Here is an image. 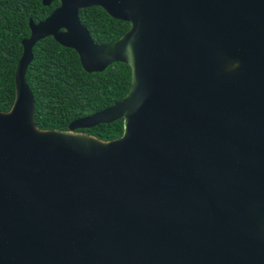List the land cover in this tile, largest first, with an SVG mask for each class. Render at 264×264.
Segmentation results:
<instances>
[{
	"label": "water",
	"instance_id": "water-1",
	"mask_svg": "<svg viewBox=\"0 0 264 264\" xmlns=\"http://www.w3.org/2000/svg\"><path fill=\"white\" fill-rule=\"evenodd\" d=\"M90 6L130 28L95 43ZM29 27L0 110V264H264V0H59ZM48 36L87 72L129 65L128 92L40 129L26 75Z\"/></svg>",
	"mask_w": 264,
	"mask_h": 264
},
{
	"label": "trees",
	"instance_id": "trees-1",
	"mask_svg": "<svg viewBox=\"0 0 264 264\" xmlns=\"http://www.w3.org/2000/svg\"><path fill=\"white\" fill-rule=\"evenodd\" d=\"M59 5L53 0H0V110L11 109L15 95V73L22 55V40L30 35L29 21L45 19ZM82 24L93 41L104 44L119 39L129 28L126 21L113 18L99 6L79 11ZM27 82L35 98V122L40 129L66 130L71 121L91 115L120 100L131 84V68L114 62L102 72L83 69L75 50L64 47L51 36L33 47ZM123 119L79 130L102 140L122 135Z\"/></svg>",
	"mask_w": 264,
	"mask_h": 264
},
{
	"label": "flooded vegetation",
	"instance_id": "flooded-vegetation-1",
	"mask_svg": "<svg viewBox=\"0 0 264 264\" xmlns=\"http://www.w3.org/2000/svg\"><path fill=\"white\" fill-rule=\"evenodd\" d=\"M90 7H91V6H90ZM80 21H81V20H80ZM38 22H39V21H38ZM35 23H37V22H35ZM81 23H82V22H81ZM29 36H30V35H29ZM29 36H28V37H29Z\"/></svg>",
	"mask_w": 264,
	"mask_h": 264
}]
</instances>
